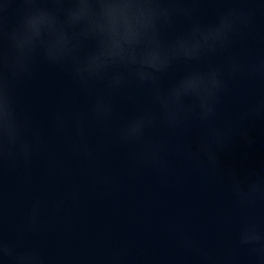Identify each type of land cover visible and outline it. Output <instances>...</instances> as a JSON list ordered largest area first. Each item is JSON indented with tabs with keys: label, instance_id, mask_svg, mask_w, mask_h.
<instances>
[{
	"label": "clouds",
	"instance_id": "clouds-1",
	"mask_svg": "<svg viewBox=\"0 0 264 264\" xmlns=\"http://www.w3.org/2000/svg\"><path fill=\"white\" fill-rule=\"evenodd\" d=\"M212 2L223 11L205 22L195 13L205 0H0V164L19 161L28 167L36 149L46 144V137L20 113L15 95L16 86L33 75L37 59L64 70L92 98L87 113L69 117L53 112L50 126L87 162L86 175L98 184H109L111 178L96 168V155L86 139L88 127L91 123L107 127L115 114L112 96L129 83L147 86L150 106L123 121L117 141L140 145L134 158L165 179L169 150L205 162L227 185L238 210L237 246L254 257L255 264H264V172L250 169L241 176L222 168L217 158V151L226 148L235 134L247 137V122L264 120V95L236 120H220L230 80L264 82V55L249 59L231 50L235 39L252 29L254 10L264 11V0ZM180 19L183 26L177 23ZM220 53H225L223 61L213 62ZM179 66L186 70L178 72ZM192 121L202 135L179 149H170L165 140L148 139L153 128L176 134ZM71 195L75 199L78 192ZM46 206L34 199L16 239L0 235V264H46L40 248L23 246L25 237L39 230ZM61 206L58 201L52 208L58 212ZM182 243L194 246L187 236Z\"/></svg>",
	"mask_w": 264,
	"mask_h": 264
},
{
	"label": "water",
	"instance_id": "water-1",
	"mask_svg": "<svg viewBox=\"0 0 264 264\" xmlns=\"http://www.w3.org/2000/svg\"><path fill=\"white\" fill-rule=\"evenodd\" d=\"M221 11L212 0L195 9L205 22ZM231 50L249 59L264 55V11L254 10L252 29L237 37ZM224 55L212 61L221 63ZM184 70V66L177 68ZM15 95L20 113L46 137V144L36 149L28 167L19 161L0 164V235L5 239H16L32 201L39 198L47 206L41 212L39 230L28 234L23 246L40 248L46 264H209L210 260L255 264L254 257L236 244L239 213L228 187L205 162L187 160L179 151L169 150L165 179L134 158L140 145L117 141L123 121L150 106L147 86L129 83L112 96L115 114L107 127L95 123L88 127L86 139L96 155V168L111 178L109 184H98L87 176V162L50 126L53 112L71 117L75 112L87 113L91 104V96L64 70L37 59L33 75L16 86ZM262 95L264 82L230 80L221 122L236 120ZM244 128L247 137L237 133L226 148L217 151L219 164L241 176L250 169L264 172V120H251ZM200 135L202 129L195 121L176 134L163 127L147 134L153 142L167 141L170 149H179ZM73 190L78 192L75 199ZM58 201L62 206L57 212L52 205ZM185 236L193 247L183 245Z\"/></svg>",
	"mask_w": 264,
	"mask_h": 264
}]
</instances>
